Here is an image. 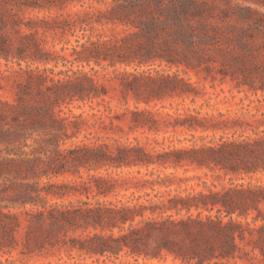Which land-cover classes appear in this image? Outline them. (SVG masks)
<instances>
[{
    "label": "rangeland",
    "instance_id": "374dc122",
    "mask_svg": "<svg viewBox=\"0 0 264 264\" xmlns=\"http://www.w3.org/2000/svg\"><path fill=\"white\" fill-rule=\"evenodd\" d=\"M110 1H73L62 6L24 8L11 12L7 5L9 0H0V49L11 53L7 60L0 56V102L14 103L15 92L23 77L11 74L10 70L17 69L18 64L23 69L29 66L41 71L53 70V74H46L55 79L62 78L55 75L59 71L80 70L93 79L104 105H97L101 103L100 99L74 100L63 104L62 112L65 115L82 114L87 118L92 113L90 107L99 108L113 117V123L118 128L104 131L84 126L76 137L67 141L66 147L78 143L93 145L97 143V137L108 135L120 144L138 145L154 155L212 146L220 138L240 141L264 136V0H123L129 19L140 28L108 22L94 24V28L83 24L85 31L82 32L74 26L84 20L86 12L95 8L110 10ZM120 2L117 0L113 5ZM144 5L147 6L145 15L139 11V7ZM172 7L178 10L174 19L161 13L163 9ZM111 12L115 15L114 10ZM143 19L159 22L155 28L157 34H152L159 50L150 54L151 60L141 61L139 57L134 62L110 66L103 60L95 64L92 61H74V57L70 56L71 45L76 44L75 36L81 39L84 34L95 39L100 35L104 40L127 33L145 32L143 25L138 23ZM54 20L57 24H68L71 31L61 33L56 30L45 35L39 31L34 36L41 51L38 57L46 62L31 61L28 51L25 55L18 50L23 44H32L33 37H28L32 33L29 26ZM131 40L142 41L143 37H132ZM23 55L25 59L17 58ZM132 75L155 82L144 87L138 101L131 91L123 87ZM126 109L147 112L146 125L134 126L130 113L122 115ZM87 120L92 122L89 117ZM89 133L91 135L87 140L84 135ZM108 143L112 144V141ZM89 176L113 178L112 191L103 196L81 189L82 194L73 192L53 202L63 205H76L78 201L92 205L143 203L146 198L154 201L166 199L167 193L184 197L206 192L204 185L212 191H220L230 184L244 189L262 187L264 190L263 171L231 173L212 165L207 168L189 163L103 167L90 171L81 169L79 175L65 174L52 178L51 182L64 183L73 191L75 182L85 181ZM157 177H167L166 186L155 184L153 192L149 186L140 185V180ZM145 194L149 197H144ZM199 212L202 217L216 215L215 211ZM197 213L195 210L190 212L193 216ZM185 216V211L174 214V218ZM232 219L242 226L248 224V228L254 231H244L242 239H235L237 250L232 257L213 259L204 264H264L260 250L264 249V229H260L264 225V201L257 203L255 210L242 216L233 215ZM226 221L228 219L223 218V222ZM113 234L118 235V230L114 229ZM69 235L74 236L72 233ZM15 237L16 245L0 249V264H89L95 259L99 264H135L126 250L117 257L107 255L95 258L67 246L24 254L22 233H16ZM138 264H197V261L184 262L164 251L158 259L139 258Z\"/></svg>",
    "mask_w": 264,
    "mask_h": 264
},
{
    "label": "trees",
    "instance_id": "16d2710c",
    "mask_svg": "<svg viewBox=\"0 0 264 264\" xmlns=\"http://www.w3.org/2000/svg\"><path fill=\"white\" fill-rule=\"evenodd\" d=\"M73 1L83 0H9L7 5L11 12H15L24 8L62 6ZM116 1L109 2V6L112 5L110 10L95 8L86 12L84 20L74 26L82 32L85 31L83 24L94 28V24L108 22L140 28L129 19L124 1L120 0L115 6ZM146 7H139L141 14L147 13ZM113 10L115 15H112ZM161 13L174 19L178 10L176 7L166 8ZM138 23L143 25L145 32L127 33L104 40L100 35L95 39L84 34L81 39L75 36L76 44L71 45L70 56L74 57V61H92L95 64L103 60L110 66L134 62L139 57L141 61L151 60L150 54L159 50V45L152 40V34H157L155 28L159 22L143 19ZM66 25L57 24L54 20L29 26L32 33L28 37H33L32 44H23L18 50L23 54L28 51L31 61L46 62L38 57L41 51L34 36L39 31L42 35L56 30L61 33L71 31V27ZM139 36L143 37L142 41L131 40ZM9 54L0 49V56L6 60ZM17 58L25 59L24 55ZM10 72L22 75L23 82L18 84L14 103L0 102V249L16 245L15 234L21 232L24 254L67 246L95 258L107 255L117 257L126 250L138 264L139 258L158 259L165 251L184 262L195 260L197 264H204L213 259L232 257L237 250L235 239H242L244 231H254L248 228V224L242 226L234 221L232 216L246 215L255 210V205L264 201L262 187L244 189L230 184L220 191H212L204 185L206 192L184 197L167 193L168 197L163 200L146 198L143 203L123 205H92L81 201L76 205H63L53 202L73 192L82 194L81 189L103 196L112 191L115 180L111 177L89 176L85 181L75 182L73 191L64 183L51 182L52 178L65 174L79 175L81 169L90 171L103 167L189 163L207 168L212 165L231 173L264 172V136L240 141L220 138L212 146L154 155L138 145L120 144L108 135L97 137V143L93 145L78 143L66 147L67 141L76 137L84 126L104 131L118 128L113 123V117L105 113L106 110L90 107L92 113L87 116L92 120L90 123L82 114L65 115L62 112L61 106L74 100L100 99L101 103L97 105H104L93 79L83 71L72 69L55 73L62 76L55 79L46 74H53V70L41 71L29 66L23 69L19 64ZM149 83L155 82L132 75L123 87L131 91L138 101ZM127 113H130L134 126L146 125L147 112L126 109L122 115ZM90 135H84V138L89 140ZM167 179L140 180V185L149 186L154 192L155 184L166 186ZM191 210L197 211V215H191ZM200 210L215 211L216 215L202 217ZM182 211H185V217L174 218V214L179 215ZM223 218L228 221L223 222ZM114 229L118 230L116 236ZM260 229H264V225ZM70 233L74 236L70 237ZM260 250L264 256V249ZM89 264H99L98 259Z\"/></svg>",
    "mask_w": 264,
    "mask_h": 264
}]
</instances>
